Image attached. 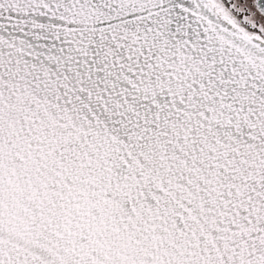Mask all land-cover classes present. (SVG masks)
<instances>
[{
  "label": "snow or ice",
  "instance_id": "6c2138e0",
  "mask_svg": "<svg viewBox=\"0 0 264 264\" xmlns=\"http://www.w3.org/2000/svg\"><path fill=\"white\" fill-rule=\"evenodd\" d=\"M0 264H264V0H0Z\"/></svg>",
  "mask_w": 264,
  "mask_h": 264
}]
</instances>
